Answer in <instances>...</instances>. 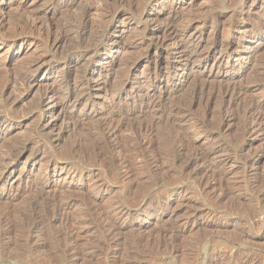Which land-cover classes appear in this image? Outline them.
Masks as SVG:
<instances>
[{
    "label": "rangeland",
    "instance_id": "rangeland-1",
    "mask_svg": "<svg viewBox=\"0 0 264 264\" xmlns=\"http://www.w3.org/2000/svg\"><path fill=\"white\" fill-rule=\"evenodd\" d=\"M51 1L0 0L1 35L23 33L16 37L15 42L0 41V112H10L5 102L7 96L16 97L18 102L14 106L16 115L13 116L16 129L6 139L0 140V159L19 162L16 171H8L5 176L0 172V179L9 178L12 173L13 190L10 195L16 194L10 204L4 198L0 199V214L9 212L8 222L14 230L10 239H0V264H106L104 255L108 248L109 264H236L238 258L264 257V134L251 133L246 129L247 120L242 119L243 109L264 97V27L253 34L236 28L243 21L238 14H227L230 9L227 0H195L191 8L187 7L189 0H124L122 3L114 0H55L61 4V9L53 18L52 25L64 36L63 51L80 54L97 46L98 55L106 57L108 62H103L104 77L96 82L85 77L83 71L87 68L86 63L77 65L71 62L68 65L64 59L57 60L46 46L42 29L34 21V13L49 6ZM10 2L11 6L8 5ZM237 5H241V1ZM56 6L60 8V5ZM173 6L178 7L177 25L187 23L201 9L206 10L202 12L207 17L224 15L217 21L206 22L202 27L201 48L204 46L202 49L207 48L206 51L216 58L228 46L234 53H239L241 59L238 62L231 58L229 64L235 69L223 64L218 71H213L219 73L220 77L204 80L205 77L190 71L191 67L195 71L200 69L199 59L192 58L193 63L190 62V67L185 70L186 74L192 72L186 82L173 79L167 86L164 85L169 90V101L186 112V117L180 119L182 122H175V129L186 133L191 143L183 150L178 145L172 148L167 145L168 128H156L151 137L167 147H164L167 150L163 149L167 155L169 152L167 161L164 159L167 163L163 160L159 166L168 169L169 176L166 177L163 171L156 175L142 169L122 179L118 175L117 163L111 161L119 152L111 146L112 142H109V150L105 148L98 125L105 122L110 113L118 110L130 112L136 99L133 96L145 93L156 83L160 84L163 80L160 75L181 71L183 63L179 55L166 57L164 47L149 45L146 38V31L153 29L146 16L155 13L165 16ZM253 12L256 15L264 13V4ZM112 24L117 28L109 31ZM110 35L116 42L109 49L104 40ZM255 35L259 39L252 44L250 40ZM141 38L145 41L144 46L133 48V44L140 42ZM81 42L84 47L80 46ZM146 45H149L147 57L143 54ZM40 56L50 57L51 60L50 64L44 65V70L54 67L55 72L50 79H36V84L28 88L26 84L22 85L23 78L28 76L26 70ZM139 62L141 66L136 76L126 73L128 67ZM99 65L98 59L91 61V67L99 68ZM223 74L226 76L223 77ZM86 85L93 86V92L100 91L101 95H105L102 98L92 94L93 97L87 99L84 94L85 97L78 101L79 109L84 105L90 107L95 114L93 118L76 116L65 122L60 118V124L58 121L54 130H47L45 135L38 132L37 124L44 118L38 110L44 88L55 87L58 89L56 96L63 100L67 96H80ZM212 95L214 99L211 105L204 106V99ZM221 96H229L225 101L234 107L237 105L238 109L234 120L225 124L223 132L218 131L220 122L225 118L222 114L226 112L225 108L223 112L221 109ZM203 116L206 125L200 126L199 120ZM116 121L114 124L120 130L115 140L123 141L134 149L135 118L126 119L125 122L118 118ZM136 151L140 153L138 149ZM209 151L214 152L211 159L207 163L196 164L189 173L203 170L208 165L216 167L219 161L229 159L226 168L229 174L223 183V190L229 195L221 201L216 199L222 194L221 188L202 192L198 179L182 173L180 169V164L193 154ZM22 163L25 164L23 169ZM61 166L70 170L61 172ZM218 168L220 171L221 168ZM72 175L76 180L69 188L59 186L62 179L67 183ZM158 176L159 179L165 178L164 181L158 183ZM254 177H257L258 183L252 186ZM97 181L100 185L94 187L98 185ZM165 191L169 192L155 211L144 218L143 211L152 205L158 194ZM69 200L75 203L66 208L63 205ZM55 205L66 208L64 212L67 216L88 221L89 229L82 233L76 249L77 258L69 253L55 254L61 227L53 219L42 221L39 226L40 239L31 243L29 251L18 244L22 243L23 234L33 218L40 213V216L44 212L49 214ZM195 210L199 222H205L206 214H209L212 223L201 228L193 227L190 214ZM99 212L120 216L118 229L110 236L113 241L109 242V247L108 237L102 230L103 221L96 218ZM136 212L139 215L135 216ZM254 214L257 215L256 222L261 220L257 226L252 224L253 219L250 218ZM183 225L187 231L175 239ZM1 244H11L8 249L11 255L1 249ZM175 251L178 253L175 254ZM211 251L224 252V255L220 258L207 257L206 254ZM21 254L24 256L18 257Z\"/></svg>",
    "mask_w": 264,
    "mask_h": 264
},
{
    "label": "bare ground",
    "instance_id": "bare-ground-1",
    "mask_svg": "<svg viewBox=\"0 0 264 264\" xmlns=\"http://www.w3.org/2000/svg\"><path fill=\"white\" fill-rule=\"evenodd\" d=\"M114 1H119L122 3L124 0H114ZM239 1H241V5H237V2H239ZM127 2H128V0H127ZM194 2H195V0H189V5L187 7L191 8L194 5ZM61 3H63V2H61ZM57 4L60 5V8L56 6ZM228 4H229L228 8H230V9H229L227 14H232L233 16H236L238 14L239 17L241 18V20L243 21V22L238 23L236 25V28H243V29L247 30V32H249L250 34H253L254 32H257V30L259 31L262 27H264V13H262L260 15L259 14L256 15L253 12L256 7L264 4V0H259L258 3L256 2V0H227V5ZM8 5L11 6L12 2H10ZM66 7H67V5H66ZM59 9H61V4L59 2H56L55 0H52L49 6L44 7L40 10H37L34 13V21H36L37 24L40 25V28L42 29V34H43L44 40H45V41L44 40L43 41L45 42L46 46H48L49 51L54 55L55 58H57V60L64 59V60L68 61L67 62L68 65L71 62L74 64H77V65L79 63H86L85 66L87 68L83 71L85 77L86 78L88 77L92 80H97L96 82H100L102 77H104L103 70H104L105 65L103 66V64H105V63L107 64V62H108V61H106L107 60L106 57L102 56V55L101 56L98 55L97 46H94L93 48H91L92 50L91 49L87 50V51L85 50L84 52H82L80 54H74L70 51L69 52L63 51V48L65 47V46H63L64 36L61 33L59 34V32H57L58 29L56 28L57 29L56 30L53 27L54 24L52 25V20L55 17V15L58 13ZM177 11H178V7L173 6L171 9L168 10V12L166 14H164L165 16H163V15L159 16V14H157V13H155L153 15L146 16L148 23L153 25V29H150L149 32L146 30H143V31L144 32L146 31L148 34V37L146 36V38L148 39L149 45L151 44L152 46H155V47H164V55L166 57H169L172 54L179 55L180 61L183 63L182 68H180L181 71L166 72L164 75L158 74L163 78L162 82L160 84L156 83V84L152 85V87L148 88L145 93L134 95L133 98L136 97V99L134 100V105L131 104L132 106H134L133 109L129 107L130 109H132L130 112L126 111L127 113H122L118 110L116 112L110 113V116L106 119V121L102 122L98 125V132L101 136V141H103V143L105 145V148L107 150H109L110 149L109 142H112L113 144L111 146L114 148V150L116 149L119 152V154L116 158H111V161L114 163H117V165L119 167L118 175L122 179H127L134 174V171L142 170V169H145L146 171H149V173L156 174V175L158 173H160L161 171H163L164 172L163 174L167 175L166 177L169 176L168 175L169 173L167 172L168 169L161 168L159 166V164L164 159H166V161H167L168 156H169V152L167 155V153L164 151V150H167V149H164V147H166L165 144H163V143L161 144L158 141H155L153 139V137H151V134L155 131L156 128H159L161 126L168 128V131H170L169 132L170 134H168V137H167V143H168L167 145L168 146L170 145L172 148L178 145L183 150V148L188 147L191 143L190 139L188 138V135L186 133L180 132V131L175 129V122L181 121L182 119H184V117H186V115H185L186 112H183V110L178 105L172 104L171 101H169V99H168L169 93H167L169 90L167 91L164 88V85L167 86V84L169 82L173 81V79H175L177 82H180V83L186 82L192 72H190V74L187 72V74H186L185 70L187 69V67H190L188 65L190 64V62H192V60H191L192 58H195V59L198 58L199 59L198 62H200L199 63L200 69L195 71L191 67L190 71H194L199 76L201 75V77H205V78H203L204 80H206L207 78H213L214 79V78L220 77L219 73L215 74V72H213V71H215V70L218 71L223 64L230 65L231 69H235V67H233V65L229 64L230 63L229 61L231 58L232 59L235 58L236 61H238V62L241 59V58H239L240 54L236 53V52L234 53L233 51L230 50V47L228 49V46H226L225 52L221 53L216 58H214L209 51H206L207 48L206 49L204 48L205 50L202 49L204 46H202V48H201V42L203 40L202 27H204L206 22L208 23V22L217 21V20L221 19L222 17H224V15H222L220 17H216L214 15H213L214 17H207L203 13L206 10L201 9L200 13L199 14L197 13L198 15H196L192 19H189L187 21V23L182 24V25H180V24L177 25L178 21H179ZM53 22H54V20H53ZM215 23H217V22H215ZM116 28H117L116 25L112 24L108 29H109V31H113V30H116ZM40 32H41V30H40ZM22 34L23 33H20L19 35H22ZM19 35L16 34V36H14V35L11 36L9 34V35L3 36L0 33V41H8L9 40V41L15 42L16 37H18ZM258 39H259V37H257L255 35L254 37L251 38L250 41L252 44H254V43L258 42ZM81 40H82V38H81ZM104 41H105L106 46L109 47V49H110V45H113L116 42L111 35L107 36ZM144 42L145 41L142 39V40H140V42L134 43L133 48H142L144 46ZM237 44H238V42H237ZM82 45H84L83 42H81L80 46L84 47ZM62 46H63V48H62ZM148 46L146 45L145 51L143 50L144 51L143 54L146 55V57H147V53H148V52L146 53V50H148V48H147ZM107 47H106V49H107ZM83 49H85V48H83ZM242 57H244V56H242ZM49 58L47 56H40V57L35 58L29 64V66L26 70L28 76L23 78L22 85L26 84L27 87L30 88L32 85L36 84V79H39L40 77H44V79L45 78L50 79L53 76L52 74L55 72V68L51 67L50 70H48V71L44 70V65L50 64L49 61H51V60H49ZM94 59L99 60V63H100L99 68L91 67V61ZM104 61H106V62L103 63ZM140 66H141V62L133 64L131 67H128V70L126 71V73H132L134 76H136L139 72ZM67 68H65V69H67ZM238 69L239 68H237L235 71H237ZM205 72H206V74H205ZM158 73H159V71H158ZM224 76H226V75L223 74V77ZM204 80H203V82H204ZM57 90L58 89H55V87L44 88L43 100L38 104V110H39V112H41L43 114V117H44L41 120L38 119L39 122L37 124V130L41 134H44L47 130H51V131L54 130V127L57 125L60 118L64 122L67 121V119H72L73 117H76V116H80L83 119L93 118V115H95V114L90 110V107H88V106L86 107V105H84L81 107V109H79L77 106L79 104L78 101L82 97H85V96H83L84 94L87 95L86 96L87 99H90L91 97H93V95L99 96L102 98H104V96H105L104 94L101 95L100 91H97V92L94 91L93 92V86L86 85L82 88L80 96H67L66 98L61 100V99H59L58 95L56 96ZM230 92H231V89H230ZM225 93H228V92L225 91ZM76 95H78V94H76ZM90 95H92V96H90ZM213 97L214 96L212 95V96H208L206 99H204L205 100L204 106H208L211 103L212 99H214ZM221 97L223 99V102H220V103H222L221 109L223 112V110L225 108L224 111H226V112H225V114L224 113L222 114V115H225V118L220 122L218 131H222L225 128L224 127L225 124L227 122H229L231 119H233V116L235 115V113L237 114V110H238L236 108L237 105L234 107V105H231L225 101V99L227 97L229 98V96H221ZM14 98H12L11 96H7L5 98L6 107H10V110H9L10 112H6V113L0 112V140L1 141L6 139L7 136L13 130L16 129L15 128V122H14L15 117H13V116H14V114L16 115V110L14 109V106H16L18 104V102L16 100L17 98L16 97H14ZM227 101H229V100H227ZM16 102H17V104H16ZM234 103H236V102H234ZM207 108H209V107H207ZM118 118H121V120L123 122H125L124 120H126V119L129 120L130 118H135L136 122H135L134 127H133L134 128L133 132H134V137H135V141H133V142H135L134 143L135 144L134 149H130L131 147L129 148V146L127 144H125V142H123V141H120V140L118 141L117 139L115 140V137L118 135V131L120 130V129H118L116 124H114V122ZM243 118L245 120H247L248 124H247L246 129L251 131V133H255V134L256 133H263L264 134V97L260 102L250 104L249 106L245 107V109H243V112H242V119ZM71 122H72V120H71ZM59 124H60V121H59ZM199 125L200 126L206 125V118H204V116L202 119L199 120ZM61 126H62V123H61ZM216 129H217V126H216L215 130ZM57 133H59V131H57ZM55 136H57V135H55ZM57 137H59V136H57ZM136 149L139 150V152H140L139 154L137 153ZM160 149H162V150L160 151ZM213 154H214L213 151H209L207 153L201 152V153L193 154L194 155L193 157L188 158L183 162L181 161L182 163L180 164V167H181L180 169H182V173L190 174L194 178L198 179V187L200 188V190L202 192L203 191L207 192L209 190L216 191L218 188H221L222 194L221 195L218 194L219 196L215 195L216 199L221 201V200H224L229 195V193L227 191L223 190L224 180L227 178L226 176L229 174V172L226 170L227 165H229V159L219 161L216 164V167L208 165L207 168H205L203 170L200 169V170L195 171L193 173L192 172L189 173V170L193 166H195L198 163H201V162L203 163V162L210 160ZM170 159H173V158L170 157ZM247 159H245V160L247 161ZM172 162L176 163L174 161H172ZM179 162H180V160H179ZM24 165L25 164H23L22 169L24 168ZM109 165H110V163H109ZM18 167H19V162L15 161V160H11L8 158L7 159H4V158L0 159V172H2L4 176L6 174H8V171H10V172L16 171L18 169ZM218 167H220L222 171L221 170L219 171ZM249 167H250V165H249ZM64 169H68L67 171L70 170L66 166L60 167L61 172H63L62 170H64ZM52 171H54V170H52ZM68 173L69 172H67V175H68ZM165 175H163V176H165ZM11 176H12V173L10 174L9 178L6 177L5 179L4 178L0 179V199L4 198L8 204H10L13 201L14 195H16V194L10 195V192L13 190V186H12V182H11L13 179L11 178ZM74 176L75 175L69 176V182H67V183H65V180L62 179V181H61L62 183L59 186H61V187L67 186L66 188H69L71 186V184L73 182H75V180H76L75 179L76 177H74ZM78 178H80V177H78ZM158 179H159V176L157 178V182L160 183L161 181H164L165 178L162 177L161 179H159V180ZM79 181H80V179H79ZM252 181H253V183H251L252 186H254V184L257 185V183H258L257 177H254V179H252ZM157 182L155 180V183H157ZM98 183L99 182L97 181V184ZM99 185L100 184H98L96 186V184H95L94 187H98ZM168 192L169 191H165L162 194H158L155 197V201L152 203V205L143 211V217L144 218L151 216L152 212L155 211V209L158 207L159 203H161V201L165 198V196L168 194ZM74 203L75 202H73V200H71V201L69 200V201H66L63 206L68 208V207L72 206ZM63 206L55 205L48 212L49 214L44 212V214H42L41 216H40V214H41L40 213L38 217L33 218V222L30 223V225L28 226V228H26V230L23 234V237L21 240L22 243H18V242L17 243L21 247H23L27 251H29L30 250L29 248H31L30 247L31 243L32 242L36 243L40 239L39 226L43 223L42 221H49L50 219H53L54 222H57V223L59 222L60 227H61V236L59 238H57L58 246H56L57 251L55 252V254L57 253V255L58 254L59 255H65V254L69 253L70 255L72 254L73 257L77 258L78 257L77 256L78 251L76 249H77L78 243L80 241L79 239L81 238V236L83 237L82 233L86 229H89L88 228L89 225L87 224L88 221L85 218H80V217L75 218L74 216L71 217V216L65 215L64 210L66 208H63ZM196 211L197 210H195L194 212H192L190 214L191 215L190 218L193 221L192 222L193 227H196V228L200 227V226L204 227V226H208L209 224L212 223L211 219H210L211 215L209 216V214H206L208 216H206L207 220L205 222H203V221L199 222L198 221L199 215H197ZM7 212H8V210H7ZM41 212H42V210H41ZM119 213L121 214L122 212H119ZM137 215H139V213L136 212L135 216H137ZM200 215H201V213H200ZM91 217H92V215H91ZM8 218H9V212L0 214V239H6V238L10 239L11 234L14 231L10 222H8ZM96 218L98 220L103 221L102 230L104 231L103 233H105L104 235L108 237L107 244L109 247V244H110L109 242L113 241V239H111L110 236H112L114 234V232L118 229V222L120 220V216H118V217L117 216H109L105 213L99 212L96 215ZM250 218L253 219L252 224L256 225V224H259L261 222V220L259 223L256 222L258 220H257V215H255V214H254V216H251ZM91 220L94 221L93 219H90V221ZM185 225H187V221H186ZM185 225L182 226L183 229L181 231H178V232L176 231L177 233L175 232L176 233L175 239L179 238L180 235L183 234L182 232H185V230L187 231V229H186L187 227ZM214 228L216 229V226H214ZM80 229H83V230L80 232V231H78ZM15 245L16 244H14V246ZM10 248H11V244H7V245L1 244V249H3L4 251L7 250V252H8L7 254H9L8 249H10ZM108 251H109V248L104 255V259H105L106 264H109ZM174 253L176 254L178 252L175 251ZM4 254H6V253L4 252ZM9 255H11V254H9ZM223 255H224V252H219V251H217V252L211 251L210 253L206 254L207 257H213V258H220ZM22 256H24V255L23 254L18 255V257H22ZM6 257H8V256H6ZM10 257L13 258V256H10ZM10 257H9V259H10ZM15 259H16V257H15ZM122 264H125V263H122ZM236 264H264V257H262V258H259V257L251 258V257L247 256V257H243V258H238Z\"/></svg>",
    "mask_w": 264,
    "mask_h": 264
}]
</instances>
